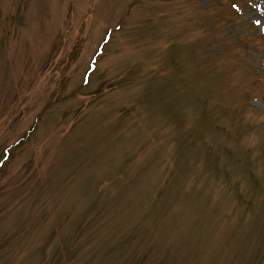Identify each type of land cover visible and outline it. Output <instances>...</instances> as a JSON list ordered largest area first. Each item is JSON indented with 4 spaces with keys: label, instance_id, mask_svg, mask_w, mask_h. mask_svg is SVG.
<instances>
[{
    "label": "rangeland",
    "instance_id": "rangeland-1",
    "mask_svg": "<svg viewBox=\"0 0 264 264\" xmlns=\"http://www.w3.org/2000/svg\"><path fill=\"white\" fill-rule=\"evenodd\" d=\"M0 264H264V0H0Z\"/></svg>",
    "mask_w": 264,
    "mask_h": 264
}]
</instances>
